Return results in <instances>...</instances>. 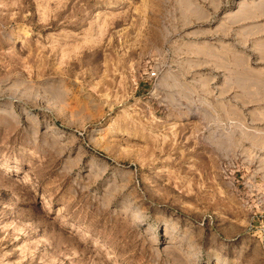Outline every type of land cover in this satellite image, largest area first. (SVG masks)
Masks as SVG:
<instances>
[{
  "label": "rangeland",
  "instance_id": "rangeland-1",
  "mask_svg": "<svg viewBox=\"0 0 264 264\" xmlns=\"http://www.w3.org/2000/svg\"><path fill=\"white\" fill-rule=\"evenodd\" d=\"M0 264H264V0H0Z\"/></svg>",
  "mask_w": 264,
  "mask_h": 264
}]
</instances>
